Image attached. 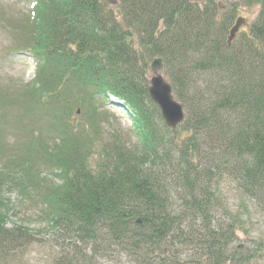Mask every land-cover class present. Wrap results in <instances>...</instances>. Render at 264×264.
Returning a JSON list of instances; mask_svg holds the SVG:
<instances>
[{"label":"trees","instance_id":"16d2710c","mask_svg":"<svg viewBox=\"0 0 264 264\" xmlns=\"http://www.w3.org/2000/svg\"><path fill=\"white\" fill-rule=\"evenodd\" d=\"M30 1L21 19L0 10L10 51L36 68L0 85V128L17 118L13 143L0 129V264L37 246L55 264H99L119 249L136 264L250 260L233 244L248 202L264 214V0H223L225 13L216 0ZM240 5L258 13L239 18L248 28L230 42ZM156 57L185 108L176 128L149 96ZM107 103L130 117L135 144L105 131ZM3 184L42 230L7 227Z\"/></svg>","mask_w":264,"mask_h":264},{"label":"rangeland","instance_id":"374dc122","mask_svg":"<svg viewBox=\"0 0 264 264\" xmlns=\"http://www.w3.org/2000/svg\"><path fill=\"white\" fill-rule=\"evenodd\" d=\"M217 4L220 5L218 8L222 13L227 12L229 4L223 0H216ZM230 2H236L237 0H228ZM238 3V1H237ZM0 10L6 16L11 18L17 17L21 19L24 15L28 14L31 10L30 0H0ZM258 8H247L246 6H239L238 11L235 15L232 26L235 21L239 20L240 17L246 19L247 23L253 22L257 16ZM1 16V15H0ZM247 23H241V31L248 28ZM231 26V27H232ZM13 43L11 40V35L9 31L3 30L0 27V85L2 87L16 85V87L23 85L25 82L31 80L34 77V62L31 56L22 50V52H12L10 51V46ZM8 52V53H7ZM4 90V89H3ZM106 108L109 110L108 116L111 122L104 123V129L108 133L111 130H118L122 133L123 139L131 146L136 143L137 137L133 131V126L131 120L129 119L124 111L116 107L112 103H107ZM17 121L16 115L13 118L8 119L5 124L1 125V133L3 130L5 132L4 143L7 146L14 142L15 132L14 124ZM113 126V128H112ZM187 133H182V137H186ZM8 164V159L0 162V171ZM3 192L2 197L7 199L9 207H13V210L9 214L7 227H13L14 225L25 224L28 228H35L37 230H42L46 223H42L41 219L37 215H31L30 206H19L20 197L18 191L15 189H10L7 184L2 186ZM224 191L229 193L227 189ZM231 194V193H229ZM232 194H235L232 192ZM231 205L235 210H238L239 199L230 195ZM250 205V213L246 220V223H241V226L237 229V237L233 244L237 247L238 253L241 256H251V259L244 264H264V214L260 212L254 204L248 202ZM23 209V211H21ZM49 236H46L48 238ZM188 247V246H187ZM195 251V250H194ZM89 253V251H88ZM190 257H193L194 252H190ZM99 258V264H136L131 255L123 251H116L112 255L102 254ZM56 252L49 249H44L43 247H36L31 251H27L25 259L21 264H55L54 258ZM252 256L253 257L252 259ZM180 261L185 260L183 257ZM17 264V263H15ZM231 262L229 261V263ZM243 264V263H242Z\"/></svg>","mask_w":264,"mask_h":264},{"label":"water","instance_id":"95a60500","mask_svg":"<svg viewBox=\"0 0 264 264\" xmlns=\"http://www.w3.org/2000/svg\"><path fill=\"white\" fill-rule=\"evenodd\" d=\"M104 1V0H102ZM112 2H116L113 1ZM242 21H238L236 26L232 28L230 42L234 38ZM161 58L154 59L152 63V77L149 80V95L153 101L159 106L161 116L170 128H176L185 117L184 108L181 103L175 99L171 84L161 73L163 67Z\"/></svg>","mask_w":264,"mask_h":264}]
</instances>
